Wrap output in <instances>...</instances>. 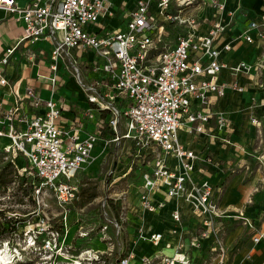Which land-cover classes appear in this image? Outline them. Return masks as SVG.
<instances>
[{
    "label": "built area",
    "instance_id": "1",
    "mask_svg": "<svg viewBox=\"0 0 264 264\" xmlns=\"http://www.w3.org/2000/svg\"><path fill=\"white\" fill-rule=\"evenodd\" d=\"M108 3L109 0H31L20 6L16 0H0V8L23 23L20 42L50 43L51 60L63 63L89 105L108 114V126L114 135L112 142L119 146L120 140L129 141L130 161L124 176L134 168H142L140 207L147 211L162 207L153 203L152 193L158 187L165 188L167 200H182L198 219L195 246L213 237L203 264H227L223 242L225 217L214 198L215 189L206 181L191 182L197 157L183 147L177 136L182 126L189 134H202L212 121L219 129L227 125L223 114L214 110L211 102L212 98L224 97L229 88L220 80L223 64L219 58L230 46L221 50L216 46L228 28L220 17L221 0H134L116 29L104 27L102 22L113 16ZM204 9L212 13L213 21L207 33L198 36L192 32L198 25L195 12ZM170 25L180 29L173 39ZM238 38L249 44L264 41V11L260 20L250 21ZM15 48L6 50L0 60V85L8 83L3 68ZM88 51L93 54L91 71L100 75L90 80L82 77L77 59ZM261 52L253 65L240 64L231 69L233 74H248L252 70L259 80L262 95L253 98L252 108H260L261 114H253L249 119L258 132L264 129L262 47ZM51 83L59 84L55 77ZM230 88L242 90L234 84ZM17 102L7 116L9 124L4 134L12 143L5 149L23 157L20 172L30 178L34 196L48 194L64 208L79 194L78 174L99 136L90 134L85 139L68 136L56 125L60 114L58 103L40 99L31 88ZM171 158L177 161V169L171 166ZM109 173L115 175V168ZM171 217L181 223V208L176 207ZM159 240V234L152 237L155 245ZM252 243H264V232H257ZM162 259L164 264H191L188 253ZM117 264H128V260L119 259Z\"/></svg>",
    "mask_w": 264,
    "mask_h": 264
},
{
    "label": "crops",
    "instance_id": "2",
    "mask_svg": "<svg viewBox=\"0 0 264 264\" xmlns=\"http://www.w3.org/2000/svg\"><path fill=\"white\" fill-rule=\"evenodd\" d=\"M29 1L31 0H16L20 6ZM133 2L134 0H109L107 7L113 16L102 20L104 27L110 29L119 27ZM221 3L223 10L220 17L228 28L218 39L216 46L220 50L226 45L230 46V50L222 51L219 58L223 64L220 80L229 88L226 89L224 97L218 100L212 98L211 102L214 110L223 114L227 125L219 129L215 121H212L202 134H189L186 127L182 126L177 136L183 147L197 157L191 182L206 181L215 189L214 198L218 200L219 209L225 217L224 246L227 264H264V243L255 245L250 242L251 237L257 232H264V129L258 132L249 120L251 115L261 114L260 108H252V101L254 97H260L262 94L258 90L259 80L255 77L254 71L251 70L248 74H233L231 71L240 64L253 65L262 53L261 47L264 49V41H261V44L258 42L249 44L238 38L247 30L250 21L260 20L264 11V0H221ZM195 16L198 25L192 32L203 36L212 24L213 15L204 9L196 11ZM23 28L20 20L0 8V60L6 50L16 47L8 64L3 68V75L8 83L0 85L2 150L8 144L7 135L4 134L9 124L7 116L17 107V98L24 96L26 90L31 88L40 99L55 100L60 110L56 125L68 136L74 135L79 139H85L90 134L99 136V141L91 153L97 164L88 167L87 171H94L98 167V163L100 164L109 153H106L108 142L112 144L110 154L112 164L109 171L115 168L113 176L116 177L118 174L120 176L117 178L121 179L119 194L125 197L122 199L125 211L121 216L129 221L132 228L129 227V223L128 228L141 234V230L150 232L151 236L161 234L162 243L154 245V249L159 248L156 252H159L160 256L172 258L177 253L181 255L188 253L191 262L194 261L193 264L203 261L214 241L213 237L209 236L200 245L195 246L194 238L199 231L198 219L182 200H167L163 187H158L157 191L152 193L153 203L162 204V207L157 208L161 209L157 211L159 215L144 213L147 210L139 205L142 180L134 185L130 182L131 173L124 176L130 158L127 155V162H120L124 160L118 147L121 141L125 140H120L119 146L112 142L114 135L108 126V114L89 105L74 77L64 69L63 63L61 61L54 63L51 60L49 42H20ZM168 29L171 39L180 30L174 25H170ZM250 34L256 38L253 32ZM77 59L84 79L90 80L100 76L91 71L90 63L93 60L91 52H84ZM54 77L59 82L57 86L51 83ZM233 84L242 90L230 88ZM23 108L25 112H30L26 106ZM19 126L17 125L18 128ZM108 132L110 136L107 135ZM120 132L121 134L124 132L123 121L120 124ZM125 142H128L129 146V141ZM12 157L21 169L24 164L23 157L13 153ZM169 162L177 169L178 163L175 159L171 158ZM118 166L122 168L118 169ZM176 207L181 208V223H175L171 217Z\"/></svg>",
    "mask_w": 264,
    "mask_h": 264
},
{
    "label": "rangeland",
    "instance_id": "3",
    "mask_svg": "<svg viewBox=\"0 0 264 264\" xmlns=\"http://www.w3.org/2000/svg\"><path fill=\"white\" fill-rule=\"evenodd\" d=\"M128 147V142L121 141L118 150L124 161L120 162H127ZM112 148L108 142V155L89 172L88 167L97 164L90 155L78 175L77 198L61 208L53 196H34L30 178L20 172L12 152L0 145V250L10 257L3 264H73L74 260L117 264L119 259H127L128 264H164V257L156 252L159 248L154 249L147 240L152 237L150 232H135L121 216L125 197L119 194L121 179L117 178L122 170L116 177L109 173ZM141 170L137 167L131 172V184L141 181ZM200 261L198 264H203L204 260Z\"/></svg>",
    "mask_w": 264,
    "mask_h": 264
},
{
    "label": "bare ground",
    "instance_id": "4",
    "mask_svg": "<svg viewBox=\"0 0 264 264\" xmlns=\"http://www.w3.org/2000/svg\"><path fill=\"white\" fill-rule=\"evenodd\" d=\"M5 137V136H4ZM7 139H8V144L7 145H5V147L3 148V150L5 149V148H8L9 147V145H11V143H12V141L10 140V138L9 137H6ZM91 156H92V154H91ZM87 161V160H86ZM85 161V162H86ZM158 210H161V209H155L154 211H146V212H144V213H148V214H151V215H159V212H157ZM143 213V214H144ZM175 223H177V222H175ZM143 231V230H142ZM156 235H158V234H156ZM156 235H154V236H156ZM160 235V240L157 242V244L156 245H158V244H161L162 243V235L161 234H159ZM153 237V236H152ZM152 237L150 238V239H147L149 242H151L153 245H155L153 242H152ZM141 239H144V238H141ZM6 250H3V251H1L0 250V264H3V263H5L8 259H10V257H9V255H8V253H6L5 252ZM61 255V254H60ZM66 256V255H65ZM73 264H81V263H79L78 261H75L74 260V263Z\"/></svg>",
    "mask_w": 264,
    "mask_h": 264
}]
</instances>
